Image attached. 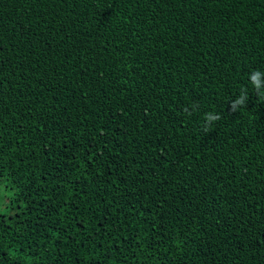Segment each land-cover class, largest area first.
I'll return each mask as SVG.
<instances>
[{
  "label": "trees",
  "instance_id": "16d2710c",
  "mask_svg": "<svg viewBox=\"0 0 264 264\" xmlns=\"http://www.w3.org/2000/svg\"><path fill=\"white\" fill-rule=\"evenodd\" d=\"M257 70L264 0H0V264H264Z\"/></svg>",
  "mask_w": 264,
  "mask_h": 264
},
{
  "label": "clouds",
  "instance_id": "9594fccd",
  "mask_svg": "<svg viewBox=\"0 0 264 264\" xmlns=\"http://www.w3.org/2000/svg\"><path fill=\"white\" fill-rule=\"evenodd\" d=\"M261 74H264V72L261 71H254L250 74V81L254 87V89L257 92H264V85L261 84L260 80H259V76ZM248 100V95L246 92H242V94L239 96L238 99H236L235 101L231 102V110L232 111H236L239 107L244 106L246 104V101ZM219 119V115L218 114H212V113H208L205 116V121H206V127L210 126L215 120Z\"/></svg>",
  "mask_w": 264,
  "mask_h": 264
},
{
  "label": "rangeland",
  "instance_id": "374dc122",
  "mask_svg": "<svg viewBox=\"0 0 264 264\" xmlns=\"http://www.w3.org/2000/svg\"><path fill=\"white\" fill-rule=\"evenodd\" d=\"M11 191L7 186L6 181H0V214L13 215L16 209L12 208V203L10 202Z\"/></svg>",
  "mask_w": 264,
  "mask_h": 264
}]
</instances>
